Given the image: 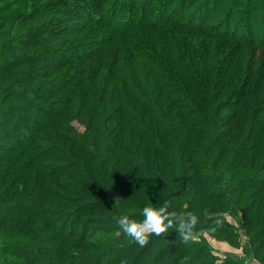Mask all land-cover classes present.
<instances>
[{
    "label": "trees",
    "instance_id": "16d2710c",
    "mask_svg": "<svg viewBox=\"0 0 264 264\" xmlns=\"http://www.w3.org/2000/svg\"><path fill=\"white\" fill-rule=\"evenodd\" d=\"M212 1L214 0H209V4ZM143 2L144 0H142ZM197 2L199 0H196L193 6ZM218 3L220 4L219 0H216L210 8L207 0H202L198 7L192 8L193 11H186L182 6L176 7L177 13L171 12L168 7L164 8L163 5L160 6L161 4H159V8L153 13L146 10L149 14L154 15L152 20H144L143 24L138 26L120 28L121 31H127L119 32L109 41L111 45L108 46L105 43H99L100 45L92 47L91 43H85L82 46L75 47L76 49L73 52L69 49H61L51 54L45 52V54H48L46 56H41L43 53L40 52L32 54L24 50L23 58L20 56L22 59L15 57L18 56V53L15 54V50H13L12 54L0 57V68L3 70H9L23 62V60L28 63L48 60L56 68H65L71 64L69 61L77 58V65L79 67L83 66L82 70L73 75V77H78H74L75 79L73 78L74 81L70 85L61 86L50 93L58 96L59 100L65 104L62 109L64 112L68 111L70 109L68 106L71 105L74 113L86 122L84 133H77L72 128L68 130L63 128L61 110L54 111L52 117H50V114L48 116L43 114L41 107L37 106L38 103H43L41 101L34 104L29 98L21 103L22 105L14 107L1 105L0 118L3 121L1 126L4 127L6 124L9 126L6 130L0 126L1 133L8 135L10 143H14L9 144L0 141V161L7 159L8 154L10 159L15 158L12 155L17 156L30 152L32 158L36 157L39 166L44 168V173L41 168H39V171L31 172L30 166L33 162L29 160L27 166H22V169L21 167L18 168L20 172L24 171L25 174L22 173V184L20 183L21 179L16 177L13 179L14 181L12 180L13 182L4 187L3 184L8 180L9 174L3 178V181L0 179V228L6 230L11 226L21 229V232L31 230L34 236L30 239L24 237L25 239L23 238L24 241L22 242L7 241L0 236V239H3V242L0 243V264H54L55 261L61 263L62 258L69 256L71 259L65 264H107L108 259L118 262V254L119 257L122 254V258H124L123 249L131 243L127 246L123 244L117 249L114 248L115 244L112 243L113 245L110 248L102 252L108 251L109 255L99 256L98 254L93 256V254H90L89 257H82L75 262L77 253H75V260L73 261L72 251L61 250L57 245L49 247L47 241L52 240L58 242V244L67 241L72 234L68 237L66 231L68 234L73 233V228L69 227L72 221L82 215L90 216L91 212L95 210L107 211V209L115 207L117 208L114 211L115 213L118 212L132 218H142L141 209L140 211L129 212L126 208V204L131 201L134 203L136 198V201L140 202L137 203V206L141 207L143 203L149 204L151 198V200H154L161 195L164 201L171 202L173 208L170 211H177L175 192L177 187L183 185L182 173L189 171L193 173L192 176L198 175L199 173L192 170V166L195 164L203 165L204 160L205 162L209 160L210 154L213 152L216 157L208 168L213 172V168L217 166L216 170H218V166L225 159L227 148L217 149L214 147L215 144H222L225 140L224 135L220 134L222 131L218 122L219 111L222 107L216 103L218 100L217 94L210 90V83L207 80V78L212 77L211 73L214 67L209 66L208 62L204 63V69L206 70H201L198 65L196 66L195 61L201 59V57L195 59L197 53L192 47L190 48L192 51L187 49L182 52L184 46L180 44V38H184L183 36L193 38L205 36V38L212 41L228 39L239 40L242 43L254 39L255 42H258L255 44L264 45V42H262L264 40V20L261 22L257 33H255L253 27L248 29L250 31H245L247 21L239 22L241 19L228 20L233 12V7L227 8L225 16L223 15L225 18L223 23L228 24V27L225 28L226 31H207L202 24L208 22L216 14L219 8V6L216 7ZM107 5L109 6L108 9L106 7L104 9L100 8V13L95 12L93 5L81 4L76 7L82 14L80 17L82 20L95 25L106 24L108 21L109 27L114 28L116 27L114 22L118 21L117 18L121 11L112 8L114 5L113 0H107ZM251 5L249 4L250 7ZM208 8L210 9L206 12ZM60 9L61 11L64 10L58 6L47 9L42 14L52 10L60 11ZM111 10H114V12L109 16ZM244 17L242 16V18ZM197 19L198 21L201 19V22L199 21L201 24L199 27L191 29L189 26L196 23ZM128 21L130 22V18L125 20L124 24L128 25ZM230 23H234L232 30ZM141 26H145L147 31H152V34L162 32L165 37L157 34L153 43L150 39H147L146 43L129 36V33L141 28ZM234 32L235 34H233ZM239 35L243 37H238ZM35 37L34 39H39L37 35ZM247 37L250 40H246ZM120 38H123L133 56L129 57L128 54L126 55V51L124 52L119 48L111 52V54L115 53L112 60H107L104 57V60L98 59L96 61V66V62L93 65L90 63L96 60L95 56L98 54H104L107 47L118 42L122 43ZM18 40L24 44L29 39L25 37ZM30 40L34 41L33 39ZM138 42L140 44H137ZM4 53L0 51V55ZM31 54L36 56L31 58ZM8 56L14 60L13 63L7 61ZM169 57H171V60H167ZM106 60L110 63L105 64L104 61ZM210 62H213V57ZM104 69H106L104 81L100 85V76ZM214 72L217 73V70ZM187 74H191V76H187ZM114 84L115 86H113ZM192 88L201 90V93L192 91ZM237 104L238 110H240L242 102ZM31 110H38V113L35 115ZM249 110L246 108L242 113H247ZM38 115L44 116V121L40 122L42 119L38 120ZM238 115L239 113L235 115L234 120L237 121ZM26 118L29 119L30 124L25 128L22 127L21 122ZM228 124L230 125L231 122ZM49 128L55 129L57 133H46L45 130ZM60 128L63 129L59 130ZM227 130L229 135L231 133L237 136L240 134V129L237 132H232L234 129ZM254 130H257V134L264 135V125L257 126ZM38 140L41 142L35 143ZM256 140L257 138L253 137L251 142L248 141V145H252H247L245 153L256 150L254 146ZM196 142L205 147L203 151L195 150V147L191 151L192 144H196ZM38 144H40V155L37 153ZM240 149H243V146ZM224 150L225 153L223 154ZM190 151L195 154L202 153L200 159L194 158V165L185 163L187 152ZM245 153L242 154V159H236L232 164L238 165L239 161L244 162L246 160ZM78 155L82 156L83 159L81 160ZM47 156L60 159L48 160L50 165L43 166L45 162H40V158ZM188 158L191 161L192 156ZM66 159L69 161L68 164L63 163ZM250 168L252 169L253 166ZM250 168H248V173ZM227 170L221 172L220 178ZM87 172L91 173V178ZM259 172L256 171L251 174L247 183L249 185L259 184V187L264 188V173L260 175ZM64 173L70 174L73 178L89 181L87 182L88 186L79 188L89 193H100L101 199L94 202L88 200L78 210L54 205L51 200L53 202H68L58 190V184L62 181L51 186L48 185L47 178L57 176V174L61 176ZM108 176H112L114 180L117 179L115 183L119 184L118 186H121L123 191L120 195H118L119 189L116 186H112L113 192L110 191L113 195H108L106 191L95 188L97 184H95L94 178L108 186L110 185ZM199 176L201 179L197 180L198 182L195 184L197 185L195 195L196 197L200 196L198 200H211V198L217 197L213 191H209L211 190L210 186L215 184L214 174H199ZM203 179L209 181V185H201ZM241 180L245 182V178ZM185 181L187 187L189 183L192 184V180H189L188 177H185ZM74 184L79 183L76 181L71 183V185L76 186ZM241 188L243 189V186ZM194 191L193 193L191 191L189 194L187 193L184 199L189 197L190 201L193 200L191 197H193ZM114 194L118 196V200L115 199ZM103 195L106 196V199L103 198ZM255 203L256 201L253 202V207ZM122 215L116 214V216ZM14 220H17L19 224L15 225ZM81 221L82 219L79 222ZM106 228L101 230L104 231ZM152 236L145 248L136 252L134 257L131 255L126 258V261H123L122 264H128L129 260L132 261V259L134 260L132 261L133 264H144V262H141L142 258L155 241L159 242V245L153 251L157 250L158 253L161 251L163 254L168 247V244H166L168 242L169 250L176 253L171 259V264H180L187 257L186 264H192L193 262L196 264L198 256L193 253L192 249L188 250L185 243L183 248H178L181 242L176 231L173 232V238ZM83 239L94 240L97 244H102L104 241L87 237L75 240L84 241ZM118 242L120 241H117V244ZM45 251L49 255L46 256ZM15 254L23 255L24 258L16 257Z\"/></svg>",
    "mask_w": 264,
    "mask_h": 264
},
{
    "label": "rangeland",
    "instance_id": "374dc122",
    "mask_svg": "<svg viewBox=\"0 0 264 264\" xmlns=\"http://www.w3.org/2000/svg\"><path fill=\"white\" fill-rule=\"evenodd\" d=\"M195 1L196 0H144V4V2L142 3V0H113L114 5L112 8L119 9L121 13L117 18L118 21L114 22L116 27L112 28L109 27L110 25H108V21L106 24L95 25L89 21L82 20L80 18L82 14L76 7L77 5L79 7L81 4L93 5L95 12L100 13L102 8L104 9L106 7L108 9L109 6L107 5V0H0V51L5 52L0 55V57H3V55L6 54H12L13 50H15V54L18 53V56L15 57L23 58L24 50L32 54L34 52H40L43 53L41 56H46L48 54H45V52L51 54L61 49H69L73 52L74 49H76L75 47L82 46L85 43H91L92 47L100 45L99 43H105L106 46H108L109 44L111 45L109 41L119 32L122 33V31H127H121L120 28L125 29L123 28L124 26H138L143 24L144 20H152L154 15L149 14L146 10L153 13L157 11V8H159L158 5L161 4L160 6L163 5L164 8L168 7L170 11L174 13H177L176 7L180 6L184 7L186 11H193V9L196 6L198 7L202 2V0H199V2L193 6ZM215 1L216 0L209 4V0H207L210 8ZM219 2L220 4L218 3L216 6H219L216 14H214L208 22H203L202 24V26L206 27L207 31H226L225 28L228 27V24L226 22L223 23L225 20L223 15L225 16V13L228 10L227 8L230 9L233 7V12L228 20L234 21V19H241L239 22L247 21L245 31H250L248 29L253 27L255 33H257L261 22L264 20V0H219ZM74 3L77 5L75 4L73 6ZM249 4H252L251 7ZM58 6L64 10H52L42 14L43 11L53 9ZM210 8L206 9V12ZM113 12L114 10H111L108 15L111 16ZM242 16L245 17L242 18ZM129 18L130 22L128 21V25H125L124 21ZM199 21L197 19V22L191 24L189 27L191 29L199 27L201 24ZM233 26L234 23L231 24V30ZM38 32L44 36L41 37ZM151 32L152 31L149 30L147 31L145 26H141V28H137L133 32L129 33V36H132L137 40L139 39L141 41H145L146 43L148 41L147 39H150L153 43L155 41V35L157 34L158 36L165 37L162 32H157V34H152ZM35 34L39 39H34L36 38ZM233 34H235V32ZM25 37L29 40L33 39L34 41L27 40V42L23 44V42L18 40ZM183 37L184 38H180L179 41L180 44L184 46L181 51L184 52L187 49L192 51L190 49L192 47L197 53L195 59L201 57V59L195 61L196 66L198 65L201 70H206L204 69V63L208 62L209 66L212 65L214 67L211 73L212 77L207 78V80L210 83V90L217 94L218 100L216 103L222 107L219 111L218 122L221 127L220 130L222 131L220 134L224 135L223 138L225 139L224 143L215 144L214 147L217 149L227 148V154L223 163L218 166V170H216L217 166H215L213 168V172L210 171L208 166L209 164L212 165V161L216 157L214 152L210 154L209 160L206 162L204 160V164L201 166L193 163V160L194 158L200 159L202 157V153L200 152L195 154L191 151L194 147L195 150L203 151V148L205 147H203L199 142H196V144H192L190 148L191 151L187 152V161L185 163L187 165L195 164L192 166V170L195 173H199L201 175L214 174V177L216 178V180H214L215 184L210 186L211 190L209 191H213L217 197L211 198V200L205 199L204 201H199L198 197L200 199V196L196 197L195 195L197 186L195 184L198 182L197 180L201 179L199 174L192 176L193 173L189 171L182 173L183 185L181 184V186L177 187L175 192V198L177 199V212L190 213L197 221L193 229L195 239L187 243L185 246L188 250L192 249L193 253L198 256L196 264H264V188L259 187V184L249 185L247 183L250 179L248 177L254 172L260 171V175L264 173V135L257 134V130H254L257 126L261 127L264 125V45H257L255 43L258 42H255L254 39L250 40L248 37L245 39L250 40V42L243 43L239 40L236 41L228 39L212 41L205 38V36L195 38L186 36ZM238 37L243 36L239 35ZM188 39L190 40L187 42ZM120 40H122V43L118 42L115 45L113 44L112 46L107 47L104 54H98L95 56L96 60L90 63L93 65V63H95L98 59H103L104 57L107 58V60H112L114 57L113 54L115 53L111 54V52L119 48L124 52L126 51V55L128 54L129 57L133 56L131 54V50L123 41V38H120ZM2 42L4 43L3 45ZM140 42L137 44H140ZM262 42H264V40H262ZM142 46L144 47L143 44ZM32 54L30 56L31 58H34L36 55ZM166 55L168 56V53ZM212 57L213 62L211 63L210 59ZM76 59L69 61L71 64L65 68H56L51 65L48 60H38L31 63L24 62L23 60V62H20L9 70H3L0 68V111H2L1 105H11L14 107L16 105H22L21 103L30 98V101L34 102V104H37L40 101L43 102L42 104L38 103L37 106L41 107L42 113L47 116L50 114V117H52L54 111L58 109L61 110L63 116L62 126L64 129L68 130L69 128H72L77 133H84L86 127L85 120L79 118V116L74 113L71 105L68 106L70 109L64 112L62 109L65 104L59 100L58 96L51 94L53 93L52 91L57 90L61 86L65 87L70 85L72 81L78 77L74 76V78L73 75L82 70L83 66L79 67ZM107 60L104 61L105 64L110 63ZM167 60H171V57L167 58ZM7 61L13 63L14 60L8 56ZM96 65L97 62L95 63V66ZM105 70L106 69H104L101 73L100 85L104 81L103 78L105 76ZM216 70L217 73L214 72ZM187 76H191V74H187ZM113 86H115V84ZM191 90L201 93V90L199 91L194 88ZM238 102H242L240 110H238ZM43 108H45V110H43ZM246 108L250 110L247 113H242V111L246 110ZM31 111L35 115L38 113V110ZM238 113L239 118L236 121L234 119L235 115ZM37 118L38 120H40V118L42 119L40 122L44 121V116L38 115ZM22 121V127L26 128L30 124V121L27 118ZM40 122L38 121V123ZM229 122H231L230 125L228 124ZM1 125H3V121L0 118V126ZM1 127L4 130L9 128L7 124L4 127ZM63 128H60L59 130H62ZM227 129H234L232 132H237L240 129V134H238V136L234 135V133L229 135ZM45 131L49 134L57 133L56 130L52 128L46 129ZM253 137L257 138L254 144L256 150L245 153L248 141L251 142ZM0 141L9 144L14 143H10L8 135L2 134L1 129ZM40 142L41 141L39 140L35 141V143ZM39 145L40 144L37 145V153L40 155L41 152H39ZM67 145H69V143H67ZM251 145L252 144L248 146ZM241 146H243V149H240ZM224 153L225 150L223 154ZM244 153L246 154V160L244 162L239 161L240 163L238 165L232 164L236 159H242L241 157ZM14 156L15 158L9 159L10 156L8 154L7 159L0 161L1 181H3V178L9 174L8 180H6L3 184L4 187L13 182V179L16 177L21 179V184L23 183L24 171L20 172L18 168L21 167L22 169V166H27L29 160L33 162L30 166L31 172L39 171V168H41L44 173V168L39 166L40 164L37 163V158H32V154H30V152H25L17 156L12 155V157ZM78 156L81 160L83 159L82 156ZM189 156H192L191 161L188 158ZM54 159L60 158L53 156H47L45 158L41 157L40 162H45L43 163L45 164L43 166H46L50 165L48 164V160ZM251 162H253V164H251ZM63 163L68 164V159L64 160ZM251 166H253L252 169L250 168ZM227 167H229L228 170ZM248 168H250L249 173ZM225 170L227 171L224 173L222 178H220L221 172ZM30 171L29 173L31 174ZM87 174L91 178V173L87 172ZM108 177L110 181V185L108 186L94 178L93 180L95 184H97L95 188L106 191L109 195L111 194L110 191L113 192L112 186H116V188L119 189L118 195H120L123 191L121 190L122 187L115 183L117 179L114 180L112 176ZM185 177L192 180V184L190 185L189 183L188 187L186 186ZM243 178H245V182L241 180ZM59 181H62V183L58 184ZM75 181L79 184H74L76 186L71 185V183ZM47 182H49L48 185L51 186L57 183L58 190L65 196V199L68 202H53L51 200L54 205L78 210L88 200L94 202L101 199L100 193H89L86 190L83 191L79 188L81 186H88L87 182L89 181L75 177L73 178L70 174L64 173L61 176L57 174V176L48 177ZM202 182L203 183L201 185H209L210 183L204 179ZM17 183L19 184L18 181ZM242 186L243 189L241 188ZM190 191L191 193L194 191V194H192L193 197H191L193 200L191 201L189 197L184 199ZM114 195L116 197L115 199L118 200V196H116V194ZM103 196V198L106 199V196ZM151 199L149 204L151 203L153 206L159 207L164 203L161 195L154 200ZM135 201L134 203L131 201L129 204H126V208L129 212L136 210L140 211V209L142 211L145 206L149 205L143 203L140 207L137 206V203L140 202ZM254 201H256V203L253 207ZM171 208H173V206H171ZM116 209L117 208L115 207H111L107 209V211L95 210L91 212L90 216L82 215L80 218L73 220L70 224L69 227L73 228V233L68 234L66 231V235H68V237L72 234L71 238L67 241L61 242L60 244H58V242L48 240L47 245L49 247L57 245V247L61 250L72 251L73 261L75 260L74 255L77 253L75 260V262H77L82 257H89L88 255L90 254H93V256L98 254L99 256L104 254L109 255L108 251L104 253L102 252L110 248L113 244H115L114 248L117 249V247L120 248L123 244L127 246L131 243L128 247L123 249L125 255L124 258H122V254L121 257H119L118 254V262L108 259L109 262L107 263L122 264L123 261H126V258L131 255L134 257L136 252L145 248L147 244L141 247L138 243L134 242L131 237L124 235L123 231L119 228L114 219V217H120L116 216V214L122 215L118 212L115 213L114 211ZM213 214L221 221L220 227H216L213 220L209 219V217ZM130 218L138 221L143 219V217L132 218L131 216ZM81 219L82 221L79 222ZM13 223L15 225L19 224L17 220H14ZM105 227H107L106 230L102 231L101 229ZM173 232H175V229H171V231L161 236L173 238ZM122 235L124 236L122 237ZM0 236L5 238L7 241L13 240L17 242L24 241V237L27 239L34 237L31 230H24L21 232V229L11 226L6 230H4V228H0ZM81 237L104 241L102 244H97L94 240L83 239L84 241H77ZM117 241H120L121 243L118 242L117 244ZM2 242L3 239H0V243ZM192 243H194V245H192ZM166 244L170 247L168 242ZM158 245L159 242L155 241L150 248L148 247L149 251H146L147 253L142 258L141 262H144V264H171V259L174 255H176V253H173L168 247L164 250L165 252L163 254L161 251L159 253L157 250L153 251ZM183 246L184 243L181 242L178 245V248H183ZM44 253L46 256L49 255L46 251ZM15 256L18 257L19 255L15 254ZM19 257L24 258L23 255ZM187 258L180 264H186ZM70 259V256L64 257L61 259V263L65 264ZM132 261L134 260L132 259ZM132 261L129 260L128 264H133ZM61 263L57 261L54 262V264ZM192 264H195V262Z\"/></svg>",
    "mask_w": 264,
    "mask_h": 264
},
{
    "label": "clouds",
    "instance_id": "9594fccd",
    "mask_svg": "<svg viewBox=\"0 0 264 264\" xmlns=\"http://www.w3.org/2000/svg\"><path fill=\"white\" fill-rule=\"evenodd\" d=\"M171 202L165 200L162 206H153L151 203L142 209V220L131 219L128 215L114 217L116 224L123 233L131 237L141 247L149 242V237H157L169 232V229H175L179 234L178 239L182 243H189L195 239L193 229L196 220L190 213H178L175 210L170 211ZM213 220L216 227L221 226V221L213 214L209 217Z\"/></svg>",
    "mask_w": 264,
    "mask_h": 264
}]
</instances>
